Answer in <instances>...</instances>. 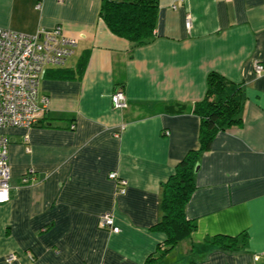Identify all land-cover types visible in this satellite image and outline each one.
Returning a JSON list of instances; mask_svg holds the SVG:
<instances>
[{
  "label": "crops",
  "instance_id": "obj_1",
  "mask_svg": "<svg viewBox=\"0 0 264 264\" xmlns=\"http://www.w3.org/2000/svg\"><path fill=\"white\" fill-rule=\"evenodd\" d=\"M101 1L0 0V27L34 34L61 25L77 40L64 65L42 72L41 123L4 129L10 198L0 204V264L159 257L161 183L199 147L195 104L212 71L240 87V122L200 153L185 207L196 227L160 259L252 264L259 255L264 264V71L254 67L264 65V0H158L152 40L134 48L106 26ZM117 89L127 97L122 110L112 107ZM103 214L119 233L99 226Z\"/></svg>",
  "mask_w": 264,
  "mask_h": 264
},
{
  "label": "trees",
  "instance_id": "obj_2",
  "mask_svg": "<svg viewBox=\"0 0 264 264\" xmlns=\"http://www.w3.org/2000/svg\"><path fill=\"white\" fill-rule=\"evenodd\" d=\"M157 11L158 0H102L100 16L112 33L128 40L134 48L152 40ZM206 86L204 98L195 104V113L200 117L199 147L187 152L161 183L162 216L152 229L165 234L166 247L159 257L149 258L144 264H163L161 256L195 229V222L185 215V207L195 189L198 157L210 148L218 132L240 122V87L214 71L207 75Z\"/></svg>",
  "mask_w": 264,
  "mask_h": 264
},
{
  "label": "built area",
  "instance_id": "obj_3",
  "mask_svg": "<svg viewBox=\"0 0 264 264\" xmlns=\"http://www.w3.org/2000/svg\"><path fill=\"white\" fill-rule=\"evenodd\" d=\"M39 6V5H38ZM191 25L189 15L186 27ZM77 40L68 36L61 25L40 28L34 34H24L0 27V204L10 198V166L8 162L9 140L4 132L8 127H32L44 110L38 105V89L44 68L47 65H64L73 55ZM256 74L264 71V65L256 62ZM112 107L116 110L128 106L124 92L117 89L111 95ZM46 104V100L44 99ZM32 172V169L29 170ZM109 178L116 181L118 193H125L126 181L115 172ZM25 183L27 174L22 177ZM99 226L119 233L114 217L103 214ZM16 259L14 253L6 256V262ZM259 255H254L256 264Z\"/></svg>",
  "mask_w": 264,
  "mask_h": 264
},
{
  "label": "water",
  "instance_id": "obj_4",
  "mask_svg": "<svg viewBox=\"0 0 264 264\" xmlns=\"http://www.w3.org/2000/svg\"><path fill=\"white\" fill-rule=\"evenodd\" d=\"M198 166H199V165L197 164V165H196V167H195V172L197 171V169H198Z\"/></svg>",
  "mask_w": 264,
  "mask_h": 264
}]
</instances>
